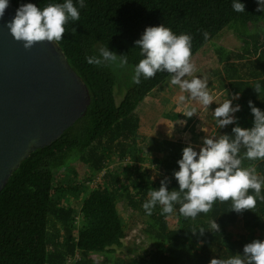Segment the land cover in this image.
<instances>
[{
  "label": "trees",
  "instance_id": "16d2710c",
  "mask_svg": "<svg viewBox=\"0 0 264 264\" xmlns=\"http://www.w3.org/2000/svg\"><path fill=\"white\" fill-rule=\"evenodd\" d=\"M8 2L16 9L26 3L43 9L65 0ZM239 2L244 4L243 13L234 11V0H84L83 8L79 0H73L80 19L69 20L57 44L84 82L89 105L56 141L30 153L1 190L0 264H65L75 256L73 264H209L213 258L243 255L247 243L264 240V201L259 199L255 208L239 213L231 210L230 200L216 201L209 213H200L195 220L182 216L177 204L171 214L177 225L170 223L171 215L161 214L160 205L151 216L146 215L142 204L150 191L159 189L165 176L169 191L179 189L174 172L179 170L177 161L182 156L176 144L156 138H149L145 148L139 146L144 136L138 134L139 120L133 112L171 74L165 71L153 78L141 77L116 104L113 72L106 63L97 66L86 59L99 57L100 49L107 47L118 56L126 55L127 64L134 69L144 58L134 42L146 27L161 24L176 35H190L193 56L231 23H238L242 45L226 54L233 62L225 64V79L229 92L243 97L241 109L235 113L239 122L219 129L214 137L232 136L235 126H253L254 120L247 122L254 119L249 101L264 112V29L257 28L264 26V19L262 11H257V0ZM257 81L261 84L259 93L253 88ZM172 117L176 121L177 114ZM244 151L241 148V155ZM149 152L162 155L160 161L154 160L156 173L136 171L133 163L142 162ZM75 162L89 173L77 183L70 180L76 174ZM112 163L117 167L111 169ZM250 164L264 177V159L243 161V166ZM61 170L69 177L56 184L55 174ZM101 172L94 186L86 185L80 191L84 182ZM64 190L80 191L78 204L63 196ZM122 201L144 220L142 233L152 247L132 257L113 258L126 237L117 208ZM211 219L219 225V232L209 231ZM231 227L238 232L230 231ZM201 228L205 229L203 235ZM94 255H103V260L97 262Z\"/></svg>",
  "mask_w": 264,
  "mask_h": 264
},
{
  "label": "clouds",
  "instance_id": "9594fccd",
  "mask_svg": "<svg viewBox=\"0 0 264 264\" xmlns=\"http://www.w3.org/2000/svg\"><path fill=\"white\" fill-rule=\"evenodd\" d=\"M257 11H264V0H257ZM8 6V0H0V18ZM80 8L85 7L84 0H79ZM234 11L244 12V4L234 0ZM80 12L73 0L64 3H50L43 9L33 3L22 4L14 18L6 24L11 36L16 41L23 42L28 50L41 42L58 43L64 37L69 20L78 21ZM205 39L208 33H204ZM144 57L134 68L133 83L139 84L141 77L153 78L158 72L171 74V84L179 87L181 94L177 97L180 104L186 99L197 100L205 108L214 102V96L208 89L207 77L193 76L195 66L191 61L192 37L188 34L176 35L163 24L146 27L141 38L134 42ZM87 63L97 66L106 62L117 68L127 65L126 55H117L107 47L100 49L99 57H86ZM190 76L191 79H186ZM254 90L259 93L261 84L257 81ZM239 95L233 97L238 99ZM249 107L254 116L251 128L235 126L232 136L227 134L207 137L199 152L192 145L184 147L182 158L177 161L179 170L174 172L179 189L169 191L167 180L161 181L158 190L148 193L142 207L146 215L151 216L157 205L161 207L162 215H171L174 206L180 205L179 213L185 218L196 219L200 213H209L216 201L232 202L231 210L242 212L256 207L257 199L264 201L261 195L264 189V177L257 173L255 165L243 166V161L264 159V112L252 106ZM240 106H232V100L224 99L215 108L213 115L219 128L236 123L234 113ZM196 114L195 108H185L184 115L191 117ZM241 148L245 149L241 155ZM250 191L252 194H250ZM209 231L219 232L215 219L208 221ZM205 229L199 233L203 235ZM195 233V232H193ZM209 264H264V240H253L243 247V255H231L228 258L210 260Z\"/></svg>",
  "mask_w": 264,
  "mask_h": 264
},
{
  "label": "water",
  "instance_id": "95a60500",
  "mask_svg": "<svg viewBox=\"0 0 264 264\" xmlns=\"http://www.w3.org/2000/svg\"><path fill=\"white\" fill-rule=\"evenodd\" d=\"M16 10L8 2L0 18V192L30 153L56 141L89 105L56 42L26 50L11 36L6 24Z\"/></svg>",
  "mask_w": 264,
  "mask_h": 264
},
{
  "label": "rangeland",
  "instance_id": "374dc122",
  "mask_svg": "<svg viewBox=\"0 0 264 264\" xmlns=\"http://www.w3.org/2000/svg\"><path fill=\"white\" fill-rule=\"evenodd\" d=\"M262 18L264 19V11H262ZM257 28L264 29V26L262 27L261 25ZM241 34L242 31L239 27V24L231 23L229 26L223 29L213 40L209 41L201 49L196 51V53L191 57V61L195 66V71L192 75L199 78L207 77L208 89L227 84V80L225 79V64L227 63V66L231 65L233 61L228 60L226 54H230V52H235V50H239L242 45ZM106 64L111 69L115 77L113 94L115 103L118 104L122 99L124 93L134 84L132 80V77L134 75V69L128 64L123 68H117L108 62H106ZM185 78L190 79L191 77L186 76ZM170 80L171 75L168 76L163 83L156 87L154 89L155 91H152L153 93H150L148 96H146L143 103L147 105L149 100L155 99L153 97V94H156L157 101H154L155 105L153 109H157L159 111V114H156L155 117L159 122L161 119L164 121L169 120L170 122H168V124L172 126V124L175 122L173 121L172 115L176 113H173V111L168 112L169 109L167 107L170 104V92L173 90L175 85H172ZM193 101V106L197 110H200L202 105L199 103V101ZM215 104L216 102L214 101L212 103V106H214ZM140 109L141 107H139V110ZM139 110H136L135 112L138 113ZM178 117L179 113H177L176 120L178 119ZM157 127L164 128L162 125H157ZM215 127H217V124L215 125ZM219 129L221 128H219L218 126L216 132ZM169 131L171 132L170 128ZM166 132H168V130L165 129L164 133ZM215 134H141L142 136H144V138L142 140L140 139L138 144L139 146L145 148L148 143H146V141H148L149 138H156L159 140L172 142L173 144H176L175 149H179V152L182 156V149L184 147L192 145L194 150H199L200 147L203 146V140L207 137H214ZM200 136L202 137L199 140L198 137ZM197 141H201V143H197ZM161 158L162 155H159L158 152H149L147 157H145L142 162L133 163V165L136 167L134 169L136 171L139 170V172H145L146 174H155L156 167L154 160L159 159L160 161ZM72 166L76 174L70 176V180L76 183L83 181L85 178L82 179V177L86 173L85 170L77 162L73 163ZM115 167H117L116 163H112L110 168L113 169ZM88 174L89 173H86V175ZM67 177L69 176L67 175V172L65 170L58 171L55 174V183L60 184L61 182L65 181ZM165 178H167V176H165ZM86 185L88 184L84 182L80 191L83 192V188L86 187ZM80 191L76 192L64 190L65 193L63 196H65L69 201L73 202V204L75 205L78 204V202L80 201ZM117 208L120 218L122 219V222L125 225L126 237L122 240V247L115 249V252L113 253L112 257H132L139 250L150 249L152 247L151 243L142 233V230L146 226L142 217H140L137 212L130 210L124 201L118 202ZM170 219L171 224L177 225V222L175 221L173 215L170 216ZM229 230L232 232H238V230H235V228L232 227L229 228ZM93 258L97 262H101L103 260V255H94Z\"/></svg>",
  "mask_w": 264,
  "mask_h": 264
},
{
  "label": "crops",
  "instance_id": "0c3cea01",
  "mask_svg": "<svg viewBox=\"0 0 264 264\" xmlns=\"http://www.w3.org/2000/svg\"><path fill=\"white\" fill-rule=\"evenodd\" d=\"M209 91L214 96V101L216 102V104L214 106H212V104L209 105L208 109H205L202 106L200 110H197L193 106L194 101L191 99H186V102L184 104L178 103L177 97L179 95L183 94L188 97V94L181 93L179 87L175 85L173 90L170 92V104L167 107L169 109L168 112L173 111V113H179L178 119L172 124V126L168 124V122H170L169 120H165L166 122L162 119L160 120V122L157 121L155 116L156 114H159V111L157 109H153L155 105L154 101H157L156 94H153V97L155 99L149 100L147 105L143 103V101L145 100L144 98V100H142V102L136 107L133 112L134 116H137L139 120L138 134H215L219 126L216 118L213 115L215 108L218 107L224 99H230L232 100L233 107L239 105L241 109L243 97L240 95L238 99H233V97L236 95L229 92L227 84L210 88ZM150 93L153 92L151 91ZM139 107H141L140 110ZM188 107L195 108L196 114L191 117H186L184 115V110ZM136 110H139V112L136 113ZM235 113L233 115L236 118ZM253 120L254 119H249L247 122H252ZM236 122H239L238 118H236ZM216 124L217 127H215ZM157 125H162L164 128L157 127ZM228 126L229 125H227V127ZM169 128L171 132L169 131ZM165 129L168 130V132L164 133Z\"/></svg>",
  "mask_w": 264,
  "mask_h": 264
},
{
  "label": "built area",
  "instance_id": "2783aa9c",
  "mask_svg": "<svg viewBox=\"0 0 264 264\" xmlns=\"http://www.w3.org/2000/svg\"><path fill=\"white\" fill-rule=\"evenodd\" d=\"M102 175H103V172H101V173H99V174H97V176L94 178V180H90V181H87V182H85L86 184H88V185H95L98 181H99V179H101V177H102ZM76 256L75 257H73V258H69L67 261H66V263L65 264H73L74 262H75V260H76Z\"/></svg>",
  "mask_w": 264,
  "mask_h": 264
}]
</instances>
